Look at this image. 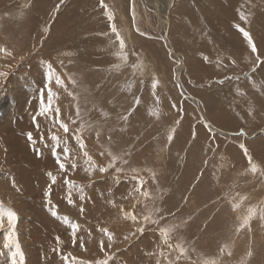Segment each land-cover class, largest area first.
Masks as SVG:
<instances>
[{"label":"rangeland","instance_id":"374dc122","mask_svg":"<svg viewBox=\"0 0 264 264\" xmlns=\"http://www.w3.org/2000/svg\"><path fill=\"white\" fill-rule=\"evenodd\" d=\"M58 4L59 10L56 9ZM105 4L125 38L127 61L123 54H118L119 44L110 33L99 0H63L62 4L61 0H0V71L8 72L7 77L0 78V202L17 213L16 232L25 264H63L53 251L57 246L56 236L64 241L63 252L82 259L100 255L99 241L103 239L106 250L113 256L110 264H156L157 259L164 264L159 252L163 250L167 254L170 250L159 230L173 225L179 227L170 233L169 242L174 246L181 244L188 249L190 257L181 264H205L213 260L217 264H264V220L259 216L264 208V175L245 172L248 164L239 148V144L244 143L264 169V134H261L264 68L249 72L250 52L233 28V23L239 22L236 9L244 5L243 11L250 21L245 27L251 31L264 56V0H105ZM73 26L78 30L73 36L76 42L72 43L78 45H59V37L70 38L65 30ZM175 26L178 29H174ZM184 30L186 34L181 33ZM169 50L174 52V58L169 57ZM205 56L211 63L204 61ZM229 57L236 60L235 65ZM217 60H222L227 68H217ZM48 63L63 76L72 92L69 96L63 88L59 91L53 82L52 87L59 92L54 104L60 107L66 122L69 118L76 120L70 128L83 126L86 150L93 160L106 166L110 161L107 152L111 151L128 161L123 164L118 160L104 174L94 171L91 185L84 171L88 165L75 137L69 139L71 133L64 134L62 129L52 127L48 119L38 116L40 131L45 135V139L40 140L32 123L31 116L36 115L40 105L39 90L49 72ZM133 64L139 67L134 69ZM26 73H30L29 77ZM65 73L67 76L63 75ZM243 73H249L251 79L244 78ZM153 75L160 81L155 95L151 89ZM224 75L241 76V79L224 84L210 83ZM69 76L75 84L68 82ZM177 80L182 87H177ZM237 89L243 95L238 94ZM187 94L198 101V106ZM173 104L177 107L173 108ZM198 108L212 125L211 133L201 123ZM125 115L127 120L121 118ZM173 128L174 139L169 144L167 136ZM194 128L195 139L192 137ZM240 129L247 135H232ZM49 130L61 138L51 140ZM29 131L36 140L34 146L24 135ZM65 146L78 160V170L69 178L86 186L83 194L86 199H79V194L74 192L76 202L73 204L65 198L62 178L52 186L51 196L45 195L50 183L45 173L51 170L60 176L55 159ZM101 151L105 156L99 155ZM116 167L124 171L117 174ZM133 168L144 170L140 175L147 180L151 199L137 193L128 194L136 186L130 179ZM148 170L156 173L155 183ZM12 178L19 191L12 187ZM127 196L128 200L121 199ZM109 200L134 211L138 221L125 220L118 208L107 203ZM231 203H238L240 207L233 211ZM81 206L85 209L83 214ZM252 206L257 214L251 221V231L245 229L237 233L235 227ZM155 208L161 209L159 214L153 211ZM53 211L57 212L56 216L51 214ZM65 215L81 225L79 235L85 241L86 251L81 250L79 244L72 247L69 228L62 220ZM144 215L159 222L145 223ZM160 216L165 219L160 221ZM4 223L5 229L0 231V250L7 230L6 216ZM141 225L142 233L137 231ZM97 226L108 227L115 234L110 249L107 237L96 231ZM249 250L252 251L250 257ZM175 254L172 252L173 256ZM0 264H7L4 256H0Z\"/></svg>","mask_w":264,"mask_h":264},{"label":"snow or ice","instance_id":"6c2138e0","mask_svg":"<svg viewBox=\"0 0 264 264\" xmlns=\"http://www.w3.org/2000/svg\"><path fill=\"white\" fill-rule=\"evenodd\" d=\"M63 3V0H61V4ZM101 8L105 10V16L107 17L108 21V27L110 29V33L115 35L116 41L119 44L120 53L123 54V58L125 61H127V52L126 49V41L125 38L122 36V34L118 31L117 26L115 24V17L114 14L107 9V5L105 4V0H99ZM60 4L56 6V9L59 10ZM244 5H241L236 9V14L238 17L239 22L233 23V28L242 36L245 45L247 49L250 52V56L248 57L249 63L252 65L249 72L255 73L256 71L260 70L261 68H264V56L261 55L259 52L258 45L251 33V31L245 27V25L249 24V15L243 11ZM133 24H134V14H133ZM135 26V24H134ZM137 31L139 32V29L137 28ZM103 35H109V33H104ZM141 35H144V33H141ZM11 53H9L10 55ZM168 55L170 58H174V52L172 50H169ZM254 58V59H253ZM204 61L206 63H211V61L208 59V57H203ZM232 65L236 64V60L232 59L231 57L228 58ZM176 63L179 64L180 61L176 60ZM217 68H227V65L223 63L222 60H217L216 62ZM47 67L49 69V72L45 78V81L43 83V86L39 90V96H40V105L37 110L36 115L32 116V123L35 126L36 131L39 133V139L44 140L45 135L43 132L40 131V124L37 122V117L42 116L48 119L52 127L62 129L64 134H70L69 139L72 138V136L75 137L76 142L79 146L80 152L82 153L83 157L85 158V162L87 163L88 167L84 168V171L89 175L90 179L88 181V184L91 185L94 183V181L91 179L92 174L94 171H98L101 174L107 173L110 169H112L116 162L120 160L123 164H127L128 161L123 160L122 157L113 155L111 151L107 152V155L110 157V161L106 166L98 165L94 160L93 157L89 154V152L86 150V142L83 138V126L79 129H73L70 128V124L75 125L76 120H72L69 118V121L66 122L64 119H62L61 115V109L57 104H54L55 100L59 99V95L56 91L52 88V83L54 80L55 85L58 88H63L64 91L71 96L72 92L68 90V86L65 83V79L61 74H58L53 69V66L51 63L47 64ZM132 67L136 69L139 67L137 64H133ZM64 76H67V73L63 74ZM244 78L251 79V76L249 73H243L242 74ZM8 76L7 71H0V78H5ZM173 77L175 78V69L173 70ZM241 79V76H233V75H224L222 79H217L214 81H211L210 83H216V84H224L226 81H239ZM68 82L71 84H75V80H73L70 76L68 77ZM190 82V81H189ZM141 84L144 83L143 80L140 81ZM159 78L156 75H153L151 80V89L153 92V95H155V92L159 86ZM177 87H182L179 83L177 84ZM237 93L240 95H243L242 92L237 89ZM46 94V98H45ZM183 94V93H182ZM159 101V98L157 97V102ZM139 97L136 99V103L139 104ZM173 108H176L177 105L173 104ZM131 112V110H129ZM182 111V109H181ZM150 115H157L155 112H150ZM251 110L249 111V115H251ZM76 116L77 118L80 117V109L79 106H76ZM124 120L128 119V116L125 115L121 117ZM177 124L180 123V121H176ZM201 123L203 126L209 130L211 133L212 125L206 121L203 117H201ZM174 132L175 129L173 128L169 135L167 136V140L169 144L174 139ZM261 134H264V129L261 130ZM24 135L27 138V141L30 145H35L36 140L33 136V133L31 131L24 133ZM234 136H245L247 135L243 129H240L239 131L233 133ZM48 136L51 140L56 141L60 139L61 137L58 136L56 132H52L49 130ZM97 137L99 139L100 133L97 132ZM193 139L196 138V131L195 128L192 132ZM214 138V137H213ZM110 139V138H109ZM239 148L242 151V155L244 159L247 161L248 167L246 168V173H251L253 176L257 175L258 173L261 175H264V169H261L260 165L253 159V154L250 152L249 148L245 146L244 143L239 144ZM215 149H213L214 151ZM5 151H7L5 149ZM55 152V149H53ZM101 157L105 156V152L101 151L99 153ZM62 157V158H61ZM55 163L58 168V172L60 176L53 174L51 170L45 173V175L48 177L50 183L48 187L45 190V195L50 197L52 186L55 185L59 178H62L63 181V187L65 188V198L67 199V202L69 204L75 203L74 199V192L79 194V199L83 200L86 199V197L83 195L85 192V185H81L77 183L75 180L70 179V174L75 173L78 170V163H77V157L74 155H71V149L68 146H65L60 153L56 154ZM124 169L122 167H116L115 172L117 174L122 173ZM144 171L141 169L133 168L131 169V177L130 179L134 182L136 185L129 195L132 193H137L140 196L145 197L146 199H151L152 194L147 189L146 184L147 180H145L141 175L140 172ZM151 172V170H148ZM151 180L153 183L156 182V173L151 172ZM12 187L15 188L17 191H19L18 188H16V181L15 178H12ZM128 197H123L122 199H127ZM243 199V198H241ZM50 202V201H49ZM114 208H118L120 213H122L123 218L125 220H131L133 222L138 221V216L136 213L132 210H126L124 206L117 205L115 200H109L107 202ZM139 203V201H138ZM146 206V205H145ZM240 207V204L238 203H231V208L233 211H236ZM133 208H135V205H133ZM85 211L84 207H80V213L83 214ZM155 213L159 214L161 209L155 208L153 210ZM53 216L57 215L56 211H53L51 213ZM257 210L254 206L249 207L247 210V214L244 215L242 218H240L237 226L235 227V231L237 233H240L242 230H248L251 231V221L256 216ZM7 217V230L3 234V244H2V250H0V256H4L7 264H25V254L21 248V245L19 243V240L17 238V232H16V222H17V213L13 211L11 208H5L2 205V202H0V231H3L5 229V223H4V217ZM260 219L264 220V208L260 210L259 213ZM165 219V217L160 216L159 220L162 221ZM63 223L68 226L69 228V235L71 237V245L73 248L79 244V247L81 250L86 251L85 248V241L82 236L79 235V232L81 231V225L74 220H71L68 215H65L62 217ZM151 220L150 215H144L143 221L145 223H148ZM152 223H158L157 220H151ZM179 227L178 225H173L170 228H161L160 235L163 238V243L167 246V248L170 250L169 253H165L163 250L159 252V257L162 258L164 264H181V261L183 260H190V257L187 255L188 249L183 247L181 244L177 243L175 246L169 242L170 240V233L176 228ZM96 231L103 234V236L107 237L108 244L107 248L110 249L112 247V241L114 240L115 234L109 230L108 227H100L97 226ZM139 232L144 231L143 225H141L140 228L137 229ZM91 230H88V235L91 236ZM125 239L128 237L125 236ZM56 241V248L53 249L54 252H56L61 260L63 261V264H110V262L113 259V256L106 250L105 242L103 239L99 241V253L97 257L94 259H82L75 255H73L71 252H63L61 250V245L64 244V241L61 240L60 236L55 237ZM6 250V251H5ZM224 249L221 247L220 252L223 253ZM172 252H175L176 254L173 256ZM152 255H156V253H152ZM231 255V253H229ZM247 255L250 257L252 255V251L249 250L247 252ZM156 264H162L161 259L156 260ZM205 264H217L216 261H206Z\"/></svg>","mask_w":264,"mask_h":264},{"label":"bare ground","instance_id":"6f19581e","mask_svg":"<svg viewBox=\"0 0 264 264\" xmlns=\"http://www.w3.org/2000/svg\"><path fill=\"white\" fill-rule=\"evenodd\" d=\"M80 2V1H79ZM32 3V2H31ZM70 3V2H69ZM83 3V2H82ZM80 5V4H79ZM86 7H87V5H86ZM87 10V9H86ZM76 11H78V10H76ZM78 13V12H77ZM76 13V14H77ZM158 13V12H157ZM35 14V13H34ZM80 14V13H79ZM82 14V13H81ZM163 14V13H162ZM181 14V13H180ZM165 15V14H164ZM182 16H183V14H182ZM32 17V16H31ZM39 17V16H38ZM38 17H36V19L38 18ZM62 17V16H61ZM163 18V17H162ZM180 18V17H179ZM184 18V17H183ZM60 19V18H59ZM62 19H63V17H62ZM158 19H160V17L158 18ZM166 19V18H165ZM164 19V21H166ZM40 20H41V18H40ZM75 20H78V18H74V21ZM171 20V19H170ZM55 21V20H54ZM66 21V20H65ZM70 20H68V22H69ZM161 21V20H160ZM159 21V22H160ZM180 21V20H179ZM67 22V21H66ZM82 22V21H81ZM86 22V21H85ZM89 22V21H88ZM178 22V21H177ZM34 23V22H33ZM55 23V22H54ZM62 23H65V22H62ZM62 23H60V24H62ZM77 23L78 22H76L75 24L77 25ZM93 23V22H92ZM162 23V22H161ZM57 24V23H56ZM56 24H55V26H56ZM164 24V23H163ZM38 25V24H37ZM66 25H69V24H67L66 23ZM36 26V25H35ZM54 26V25H53ZM64 26V25H63ZM63 26L60 28L61 29V31H62V29H63ZM160 26V25H159ZM159 26L157 27V28H159ZM162 26V25H161ZM178 26H179V24H178ZM177 26V27H178ZM57 27V26H56ZM69 27V26H68ZM74 28H68V29H66L65 30V33L66 34H69L70 35V38H68V37H65V36H60L59 37V40H60V44L59 45H61L62 43H64L65 45L66 44H68V45H70L72 42H76V40L73 38V36H74V33L78 30V27L77 26H73ZM67 28V27H66ZM81 28V27H80ZM176 28V26L174 27V29ZM57 29V28H56ZM71 29V30H70ZM176 29H178V28H176ZM163 30V29H162ZM88 31V30H87ZM175 31V30H174ZM56 32V31H55ZM60 31L58 30V33H59ZM63 32V31H62ZM80 33H81V31H79ZM159 32V31H158ZM164 32H166V30L164 31ZM57 33V32H56ZM159 33H161V32H159ZM177 33V32H176ZM181 33H185V30L184 31H182ZM64 34V33H63ZM179 33H177V35H178ZM186 34V33H185ZM185 34H183V35H185ZM54 35V34H53ZM61 35V34H60ZM170 35V34H169ZM174 35V34H173ZM180 35H182V34H180ZM162 37V36H161ZM164 37V36H163ZM184 38V37H183ZM36 39V38H35ZM53 39V38H52ZM58 39V38H57ZM172 39V38H171ZM178 39H179V37H178ZM44 40V39H43ZM58 40V41H59ZM170 40V39H169ZM173 40V39H172ZM167 41V40H166ZM165 41V42H166ZM51 42V41H50ZM54 42V41H53ZM70 42V43H69ZM171 42V41H170ZM187 42V41H186ZM36 43H37V41H36ZM56 43V42H55ZM52 44V43H51ZM54 44V43H53ZM73 44V43H72ZM38 45V44H37ZM48 45V44H47ZM74 46H77L78 45V43H74L73 44ZM149 45H150V43H149ZM152 45V44H151ZM185 45H186V43H185ZM54 46V45H53ZM154 45H152V47H153ZM171 46H172V44H171ZM178 46V45H177ZM43 47V46H42ZM45 47V46H44ZM70 47V46H69ZM152 47H151V49H152ZM179 47H182V46H179ZM71 48V47H70ZM150 48V47H149ZM48 49V48H47ZM69 49V48H68ZM155 49V48H154ZM154 49H152V50H154ZM159 49V48H158ZM176 49V48H175ZM49 50V49H48ZM178 50V49H177ZM42 51H43V49H42ZM69 51H72L71 49L69 50ZM73 51H74V49H73ZM160 51V50H159ZM154 52V51H153ZM178 52V51H177ZM49 53H51V52H49L48 51V54ZM75 53V52H74ZM95 53V52H94ZM156 53H159L160 54V52H156ZM71 54V53H70ZM89 54V53H88ZM87 54V55H88ZM187 54V53H186ZM189 54H191V53H189ZM74 55H76V54H74ZM84 55V54H83ZM97 55V54H96ZM180 55V54H179ZM188 55V54H187ZM192 55V54H191ZM48 56V55H47ZM50 56V55H49ZM80 56V55H79ZM95 56V55H94ZM155 56V55H154ZM157 56H159L158 54H157ZM161 56V55H160ZM176 56V55H175ZM180 57V56H179ZM81 58H82V56H81ZM185 58V57H184ZM79 59H80V57H79ZM86 59V58H85ZM38 60V59H37ZM91 60V59H90ZM159 60V59H158ZM40 61H44V60H40ZM86 61V60H85ZM84 61V62H85ZM199 61V60H198ZM35 62H37V63H40L39 61H35ZM1 63V62H0ZM3 63V62H2ZM11 64H12V62H10ZM36 63V64H37ZM42 63H44V62H42ZM182 63V62H181ZM45 64V63H44ZM38 65V64H37ZM40 65V64H39ZM35 66V65H34ZM12 67V66H11ZM25 67V66H24ZM33 67V66H32ZM37 67V66H36ZM3 68V67H2ZM39 68V67H38ZM178 68V67H177ZM0 69H1V67H0ZM4 69V68H3ZM45 69V68H44ZM43 69V70H44ZM34 70V69H33ZM36 70V69H35ZM4 71V70H3ZM178 71V70H177ZM26 72H27V70H26ZM29 72V71H28ZM27 72V73H28ZM45 72H46V70H45ZM44 72V73H45ZM48 72V71H47ZM176 72V71H175ZM179 72V71H178ZM26 73V74H27ZM30 74V73H29ZM29 74H27L28 75V77H29ZM24 75V74H23ZM33 75H34V73H33ZM176 75V74H175ZM178 75V74H177ZM45 76H47V74L45 75ZM179 76V75H178ZM24 77V76H23ZM22 77V78H23ZM17 78V77H16ZM15 78V79H16ZM27 78V77H26ZM36 78H37V75H36ZM176 78V77H175ZM19 78H17V81L19 82V80H18ZM24 79H25V77H24ZM45 79V78H44ZM14 80V79H13ZM37 80H39V78H37ZM25 81H27V79L25 80ZM23 82V81H22ZM40 82V81H39ZM54 82V81H53ZM15 83V82H14ZM20 83H21V81H20ZM17 85H19L18 83H16ZM10 85H12V83L10 84ZM22 85V84H21ZM54 86V85H53ZM11 87V86H10ZM14 87V86H13ZM25 88V87H24ZM52 88H54V87H52ZM56 88V87H55ZM55 88L53 89L54 91H55ZM9 90V89H8ZM57 90V89H56ZM58 90H59V88H58ZM182 90V89H181ZM26 91V90H25ZM60 91V90H59ZM13 92V91H12ZM59 93V92H58ZM195 93H197V92H195ZM188 95V94H187ZM200 95V94H199ZM201 96V95H200ZM34 100V99H33ZM33 102V101H32ZM37 104V103H36ZM205 104V103H204ZM210 105V104H209ZM24 107H25V104H24ZM205 107H206V105H205ZM210 107H211V105H210ZM199 109V108H198ZM201 109V108H200ZM199 109V110H200ZM206 109V108H205ZM206 110H208V108L206 109ZM205 111V110H204ZM200 113L202 114V109H201V111H200ZM235 116V115H234ZM32 117V116H31ZM8 118V117H7ZM235 118V117H234ZM39 120V119H38ZM7 122V120L5 121V123ZM50 122V121H49ZM10 124V123H9ZM21 124V123H20ZM20 124H19V126H20ZM8 125V124H7ZM14 126V125H13ZM47 129V128H46ZM18 130V129H17ZM45 131V130H44ZM19 132V131H18ZM7 138V137H6ZM20 138V137H19ZM5 140H7V139H5ZM3 144V143H2ZM34 146V145H33ZM32 146V147H33ZM20 150V149H19ZM32 149H30V151H31ZM35 150V149H34ZM27 153H28V151H27ZM26 152H25V154H27ZM52 153V152H51ZM6 154V153H5ZM19 154H20V152H19ZM18 156V155H17ZM38 156V155H37ZM26 158V157H25ZM40 159V158H39ZM46 161V160H45ZM78 161V160H77ZM25 162H26V160H25ZM3 164V163H2ZM40 167V166H39ZM57 168V167H56ZM35 170V169H34ZM21 172V171H20ZM85 173V172H84ZM2 174V173H1ZM3 176V175H2ZM107 180V179H106ZM16 181V180H15ZM1 182H3V181H1ZM124 183V182H123ZM161 183V182H160ZM262 183V182H261ZM102 184V183H101ZM122 184V183H121ZM124 185V184H123ZM131 185V184H130ZM159 185V184H158ZM1 186V185H0ZM105 186V185H104ZM125 186V185H124ZM161 186V185H160ZM97 187H98V185H97ZM100 187L101 186H99V189H100ZM243 187V186H242ZM244 187H245V185H244ZM1 188V187H0ZM103 189V188H102ZM101 189V190H102ZM124 189V188H123ZM127 189V188H126ZM247 189H249V187H247ZM125 190V189H124ZM10 194V193H9ZM96 194V193H95ZM129 194V193H128ZM28 195V194H27ZM139 195V194H138ZM131 196V195H130ZM140 196V195H139ZM128 197V196H127ZM142 197V196H141ZM186 197H187V195H186ZM130 198V197H129ZM168 198V197H167ZM43 199V198H42ZM122 199V198H121ZM134 199H135V196H134ZM123 200V199H122ZM125 200H128V199H125ZM141 200V199H140ZM43 201V200H42ZM136 201V200H135ZM125 202H127V201H125ZM14 204V203H13ZM50 206V205H49ZM48 206V207H49ZM22 208V207H21ZM37 208V207H36ZM218 208V207H217ZM98 209V208H97ZM21 210H23V209H21ZM48 210V209H47ZM50 210V209H49ZM46 212V211H45ZM23 214V213H22ZM44 215V214H43ZM47 215V214H46ZM52 217V216H51ZM103 217V216H102ZM43 218H45V217H43ZM99 218V217H98ZM46 219V218H45ZM106 219V218H105ZM47 220V219H46ZM50 228V227H49ZM56 229V228H55ZM50 232V231H49ZM125 258V257H124ZM40 264V263H39Z\"/></svg>","mask_w":264,"mask_h":264},{"label":"water","instance_id":"95a60500","mask_svg":"<svg viewBox=\"0 0 264 264\" xmlns=\"http://www.w3.org/2000/svg\"><path fill=\"white\" fill-rule=\"evenodd\" d=\"M177 82L179 83V81L177 80ZM187 97H189L190 99H192L193 101H195L196 102V104H197V106H198V101L194 98V97H192V96H188V95H186ZM201 114V113H200ZM201 116H202V114H201ZM203 117V116H202ZM204 118V117H203Z\"/></svg>","mask_w":264,"mask_h":264}]
</instances>
